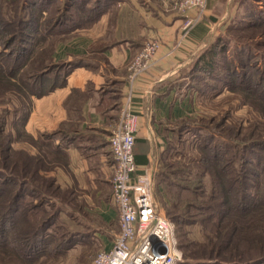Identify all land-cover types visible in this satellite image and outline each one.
<instances>
[{
  "label": "rangeland",
  "instance_id": "obj_1",
  "mask_svg": "<svg viewBox=\"0 0 264 264\" xmlns=\"http://www.w3.org/2000/svg\"><path fill=\"white\" fill-rule=\"evenodd\" d=\"M95 1L0 0V62L14 67L18 74L26 73L29 79L33 76L34 78L29 81L31 87L39 86L37 82L39 75L54 66H61L62 63L74 59V57L61 58L57 54L59 47L69 42L75 32H70L66 28L54 30L56 20H60L63 13H68V16L73 14L72 18L74 15L83 16L80 6L93 4ZM107 2L109 0L104 2L102 0L100 3L102 11L106 9ZM236 2V13L232 19L224 23L218 36L226 51L218 56L213 77L188 79L187 87L193 86L192 90L197 94L196 108L194 107L193 112L185 117V122L175 123L174 134L163 151L154 174L155 200L165 212L168 208H172L174 203L178 202L182 205L187 199L190 205H196L189 207L187 213H182L179 220L181 226L187 231L191 230V236L197 239L203 237L199 219L206 214L201 207L212 203L203 200L211 188L203 184L205 180L202 176L199 177L202 171L199 167L203 156L201 149L204 144L214 137V141L221 148L222 164L227 160H236L235 163L241 161L238 149L235 151L233 147L237 142L247 143L250 152L246 157L255 159L259 155L264 157V0H236ZM6 11L19 15L21 20L4 16ZM75 20L78 19L74 18V22ZM20 53H23V56L18 60ZM56 70L58 69L54 72ZM242 79H246L247 84L240 83ZM19 89L0 95V116L5 113L7 118L4 136L13 138L12 149L18 150L25 148L30 142L29 138L21 133V119L30 97L27 94L21 98L18 93L21 94L24 90L20 86ZM6 109L8 112H5ZM8 137L5 139L1 137L3 146L8 145ZM12 151L0 152V189H9L11 194L20 187L18 174L16 173L18 177L16 181L13 176L11 161L15 152ZM17 154L16 157L19 156L22 161V153ZM5 155L9 158L4 161ZM4 162L8 163L7 167L3 165ZM234 166L231 164L230 169L234 170ZM248 167L256 170L254 166L248 165ZM96 190L82 189V192L70 193L72 191L70 189L68 190L70 196L58 194L50 199L52 202L44 203L46 214L39 210L38 217L32 220L34 223H38L37 220L41 217L59 215L53 219L54 224L50 229L38 238L39 247L34 253L36 255L40 251L38 254L40 253L41 258L38 264L94 263L96 255L103 250V243L96 234L109 232V226L101 224L99 210L85 208L86 195L84 197L80 195L86 194L85 192L93 193ZM252 191L255 193V190ZM106 192L109 196L110 189H106ZM37 201V194L34 198L27 195L19 200L16 220L8 223L10 235L17 242L22 240L25 234H31L34 228L30 223L31 219H25L22 213ZM28 217L33 216L28 213ZM14 221L13 231L11 227ZM112 226L117 229L120 223L115 221ZM3 238L0 229V242L6 240ZM17 242L14 245L15 251L9 250L11 259L15 258L10 264H17L19 251L16 249ZM179 253L181 260H184L180 250Z\"/></svg>",
  "mask_w": 264,
  "mask_h": 264
},
{
  "label": "crops",
  "instance_id": "obj_2",
  "mask_svg": "<svg viewBox=\"0 0 264 264\" xmlns=\"http://www.w3.org/2000/svg\"><path fill=\"white\" fill-rule=\"evenodd\" d=\"M105 4L93 25L75 28L72 39L59 47V57H74L78 63L54 88L32 98L24 129L34 140L44 138L45 148L33 142L25 146L33 154L40 151L45 159L47 168H41V174L54 177L60 188L73 193L97 189L80 197L86 195L85 208L99 210L101 224L109 226V232L96 235L103 249H110L120 226H112L119 215L112 195L115 161L109 137L121 119L123 104L129 97L132 111L139 116L138 173L152 170L155 174L175 123L197 105V94L187 87L188 72L232 19L237 2L207 0L203 18L186 37L181 28L185 14L175 0ZM153 41L160 46L149 67L132 80L131 65ZM49 146H54V153Z\"/></svg>",
  "mask_w": 264,
  "mask_h": 264
},
{
  "label": "trees",
  "instance_id": "obj_3",
  "mask_svg": "<svg viewBox=\"0 0 264 264\" xmlns=\"http://www.w3.org/2000/svg\"><path fill=\"white\" fill-rule=\"evenodd\" d=\"M100 3H102V0H96L93 4L81 5L80 8L82 9L83 16L77 17L74 15V18L78 19L75 20L76 22L72 18L73 14H71L72 16H68V13H63V17L60 20H56L54 30L66 28L70 32H73L77 27L93 24L103 12ZM4 16L21 20L19 15H14L10 11H6ZM24 20L26 19L24 18ZM48 32L51 33L53 31ZM224 48L225 46L220 43V38L214 40L195 59L188 72L189 78L192 77L194 79L204 76L207 79L213 77L218 56L226 51ZM22 56L23 53H20L18 60ZM76 63L78 62L73 60L70 62L66 61L61 66H54L51 70L38 76L37 82H39V86L31 87L29 81L31 78H34L33 76L29 79V75H25L26 73L18 74V71L14 67L0 62V95L14 89L15 91L20 90L19 86L24 90L21 94L17 92L21 98L23 95H29V104L21 119V133L24 137L29 138L30 142L36 144L39 149L42 146L44 148L46 146L43 143L44 138L41 139L39 137L38 140H34L24 129L32 98L33 96H40L49 89L54 88L56 84L65 78ZM55 69L58 70L54 72ZM52 73L54 75H51ZM245 80L242 79L239 82L244 84L247 82ZM262 83L261 81L260 84ZM5 112H8V110L6 109ZM185 121L186 118H183L178 120L177 123ZM6 125L7 118L4 113L0 116V139L1 137L3 139L8 137L7 135L4 136ZM12 140L14 139L8 137V145L6 146H3L0 141V152L6 153L11 150L15 152L11 161V167L15 181L19 177L20 187L13 194L10 193L9 189H0V229L4 236L3 239H6L0 242V253L2 254L0 256V264H10L15 259H11L9 250L15 251L14 245L17 241L10 235L8 223L14 219L16 220L15 214L19 211L20 198L27 195L34 198L36 194L38 197L37 203L31 204L22 213L25 219H31L30 223L34 228H32L31 234H25L22 240L17 242L18 248L16 247V249L19 251L16 262L17 264H38L41 258L40 253L38 254L40 251L34 255L39 247L38 243L40 241L38 238L50 229L54 224L53 219L59 214H54L52 217H41L40 220H37L38 223H34L32 220L34 217H38L39 210L46 214V210L43 208L45 202H52L50 199L56 197L58 194L69 195L73 193V190L60 188L56 184L54 177H48L45 173H40L41 168H47L45 159L42 157L40 151L33 154L25 148L19 150L12 149ZM214 140V137H212V140L210 142L207 141L202 147V164L199 165L202 170L199 177L202 176L205 180L203 184L205 186L209 185L211 188L210 192L205 194L206 197H203V200L212 202L201 207L206 213L199 219L203 233L202 239L192 237V231H187L181 226L179 220L180 216L182 217V213L188 212L189 207H196V205H190L189 199L182 205L178 202L174 203L172 208H168L166 211L168 217L174 223L177 246L184 258V260L177 261L176 264H264V157L262 155L257 156L256 159L246 157L250 152L247 149V143L237 142L233 147L235 151L238 149L241 161L235 163L236 160H227L222 164L221 148ZM48 148L52 149V153H54V146H49ZM16 153H22V161L19 156L16 157ZM7 156L5 155L4 161L6 158H9ZM231 164L235 165L234 170L230 169ZM3 165L7 167L8 163L4 162ZM248 165L254 166L256 170L251 169ZM186 190L194 191L192 189ZM252 190H255V193ZM28 213L33 217H28ZM14 226L15 221L11 227L13 231Z\"/></svg>",
  "mask_w": 264,
  "mask_h": 264
},
{
  "label": "built area",
  "instance_id": "obj_4",
  "mask_svg": "<svg viewBox=\"0 0 264 264\" xmlns=\"http://www.w3.org/2000/svg\"><path fill=\"white\" fill-rule=\"evenodd\" d=\"M185 14L182 37L203 18L207 0H175ZM197 10L195 15L190 11ZM160 46L153 41L145 46L131 65L134 80L149 67ZM139 116L130 106V98L121 108V119L109 141L114 158L113 200L118 208L120 229L112 247L99 252L93 264H176L181 260L174 223L155 200L154 171L138 173L134 147Z\"/></svg>",
  "mask_w": 264,
  "mask_h": 264
}]
</instances>
